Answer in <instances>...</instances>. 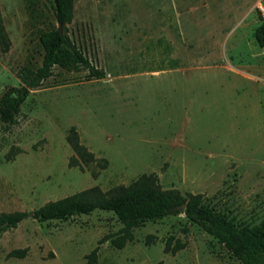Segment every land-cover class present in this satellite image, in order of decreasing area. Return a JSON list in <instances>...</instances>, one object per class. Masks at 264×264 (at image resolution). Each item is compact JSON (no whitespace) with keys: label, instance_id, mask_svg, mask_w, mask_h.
Returning a JSON list of instances; mask_svg holds the SVG:
<instances>
[{"label":"rangeland","instance_id":"1","mask_svg":"<svg viewBox=\"0 0 264 264\" xmlns=\"http://www.w3.org/2000/svg\"><path fill=\"white\" fill-rule=\"evenodd\" d=\"M9 39L0 50V96L18 70L41 62L38 30L57 27L53 0H0ZM70 38L102 78L54 67L0 122V212H32L96 187L108 193L142 175L200 193L238 225L264 217V47L254 31L264 0H73ZM71 127L99 159L69 165ZM102 159L106 160L104 165ZM109 210L64 220L28 215L0 234V264H240L182 213L143 219L120 248ZM173 236L183 247L164 252Z\"/></svg>","mask_w":264,"mask_h":264},{"label":"trees","instance_id":"2","mask_svg":"<svg viewBox=\"0 0 264 264\" xmlns=\"http://www.w3.org/2000/svg\"><path fill=\"white\" fill-rule=\"evenodd\" d=\"M54 15L57 23L53 29L38 30V40L43 52L41 62L36 67L23 65L18 70L22 86L5 91L0 96V122L4 129H9L16 122L21 99L29 89L38 87L43 80L51 76L54 67L65 70L84 69L87 77L102 78L105 72L90 61L81 48L70 38L68 24L72 20L73 0H53ZM254 38L260 47H264V23H260ZM9 39L0 14V50L6 52ZM73 154L69 165L89 166L99 163L78 138L74 127L66 136ZM101 165L106 163L102 159ZM185 204L184 216L196 223L201 229L212 235L240 264H264V217L253 226L238 225L232 219L204 204L200 193L186 192L182 194L176 188L163 189L154 174L142 175L128 185H118L108 193H101L96 187L76 191L46 202L32 212L20 210L0 212V234L17 227L22 219L31 215L37 221L64 220L73 215L87 214L94 210H109L123 224L120 234H108L111 245L122 247L132 238L131 228L143 219H154L172 213V207ZM169 236L163 246L164 252L175 253L183 247V243ZM96 247L87 255L84 264L95 262ZM157 264H160L158 262Z\"/></svg>","mask_w":264,"mask_h":264},{"label":"water","instance_id":"3","mask_svg":"<svg viewBox=\"0 0 264 264\" xmlns=\"http://www.w3.org/2000/svg\"><path fill=\"white\" fill-rule=\"evenodd\" d=\"M57 26H58L59 30L61 31L62 27H63V24L62 23H57ZM184 209H185V204L184 203H181L179 205H176V206L172 207V210L178 211L179 213H182V214H184Z\"/></svg>","mask_w":264,"mask_h":264}]
</instances>
